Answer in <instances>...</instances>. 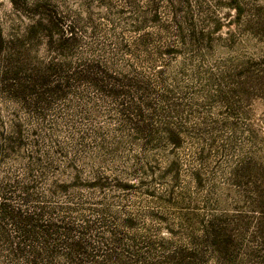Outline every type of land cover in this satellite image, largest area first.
<instances>
[{
  "label": "rangeland",
  "instance_id": "rangeland-1",
  "mask_svg": "<svg viewBox=\"0 0 264 264\" xmlns=\"http://www.w3.org/2000/svg\"><path fill=\"white\" fill-rule=\"evenodd\" d=\"M17 58L59 91L21 96ZM0 191L41 263L264 264V0H0Z\"/></svg>",
  "mask_w": 264,
  "mask_h": 264
},
{
  "label": "trees",
  "instance_id": "trees-1",
  "mask_svg": "<svg viewBox=\"0 0 264 264\" xmlns=\"http://www.w3.org/2000/svg\"><path fill=\"white\" fill-rule=\"evenodd\" d=\"M13 4H15V0H11ZM16 6V5H15ZM59 24H55L53 29H56ZM60 26V25H59ZM33 28L35 29L36 27H31V31H33ZM45 30L46 28H41V30H44L46 32V36L48 38V46L51 49H55L57 52L67 48L70 43L72 42V35H68L69 32L59 34L57 33V38L55 41L52 40V34L53 31ZM62 32V31H61ZM50 33V35H48ZM71 34V33H70ZM25 62L22 60H17L11 64L9 67L8 73L6 71L4 72V75H10L11 77H14L13 81L17 82L18 89L21 91V96L25 94L26 92H33L36 96L46 93V90L48 91L49 94L56 93L59 91V87L53 86L52 89L48 86V78L50 77L55 78L57 77L58 74H61L63 72L64 67L61 68L60 65L56 64H51L46 66V68H35L30 70L29 74H27V65L24 64ZM93 71V68H89L87 70L86 68H82V70L75 69L70 75V77L66 76L64 77V83H68L70 80L71 81H76L79 78H82L84 80H87L88 83L93 85L94 87H97L101 91H105L100 86V84L94 79L89 78L88 76H85V78L81 77L82 75H86L91 73ZM51 82V81H50ZM47 86L49 88H47ZM111 94L113 95H118L119 92L113 91V89H109ZM135 131L137 132H142L145 131L146 129L140 128L138 125L134 126ZM3 194L0 191V221H5L6 223H9L11 226H13L15 232L17 235H19V239L22 241H32L34 239L39 238L41 243H40V250L39 251H33L31 252V259L28 261V264H46V263H41L42 258H47L50 256V250L48 248V239H49V230L46 229V227H42L38 224V219H39V214H30V215H22L19 212H15L12 210L6 202H2ZM0 235L2 238L1 241L6 245L5 247L10 248V242L9 240L5 237L4 231L2 230L0 226ZM25 242H22V244ZM21 244V243H20ZM19 242H17L12 248L11 254L16 257L23 256V248ZM69 252H74L76 251L77 246L75 244L68 245ZM44 256V257H43ZM29 259V258H28Z\"/></svg>",
  "mask_w": 264,
  "mask_h": 264
}]
</instances>
